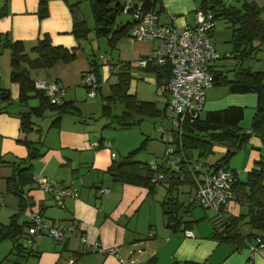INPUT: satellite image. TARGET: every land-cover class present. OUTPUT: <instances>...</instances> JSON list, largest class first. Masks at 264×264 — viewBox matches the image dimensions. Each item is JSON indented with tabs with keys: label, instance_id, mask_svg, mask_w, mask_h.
<instances>
[{
	"label": "crops",
	"instance_id": "obj_1",
	"mask_svg": "<svg viewBox=\"0 0 264 264\" xmlns=\"http://www.w3.org/2000/svg\"><path fill=\"white\" fill-rule=\"evenodd\" d=\"M43 1L47 15L40 18L41 0H0V12L3 14L0 17V34L7 35L11 41L22 43L24 53L29 59L36 57L31 49L45 36L53 46L75 48V59L72 62H58L50 69H40V73H36V78H32L30 74L31 71L36 70H31L29 71L30 78L34 82L38 80L56 82L64 89L63 98L65 99L69 93L72 94L74 91L75 95L77 89L82 87V76L92 70L90 65L92 59L97 62L101 78L102 76L109 77L111 74L100 60L92 55L93 51H87L82 42L76 41L72 35L74 20H85L81 9L82 0ZM201 1L199 2L201 3ZM245 2L254 3L261 8L260 18L264 21L262 16L264 2L262 0L261 3H257L255 0H240V8ZM200 3H197L196 0H161L163 10L158 16L159 21L164 24L173 23L178 27L193 25V14L200 8ZM225 6L231 7L226 4ZM170 16H174L173 22L170 20ZM213 36H215L214 30L210 34V42ZM229 42L232 43L231 38ZM129 43L130 59L120 62L118 65L132 64L140 57L151 56L157 48L156 41L133 42L129 39ZM212 45L216 49L219 44H215V46L212 43ZM232 54L234 52L228 56L231 57ZM10 62L11 51L4 49L0 54V89L5 92L7 97L0 98V197L5 203V208L6 203L9 204L10 209L7 210V213L11 215L6 220L0 221V228L8 225L10 218L18 212V200L6 191L5 180L17 167L23 168L30 164L33 183L24 188L27 207L19 215L18 224L24 226L27 223L26 213L34 211L55 223L75 222L80 233L75 238L62 243H55L47 237L37 238L31 246L26 247L25 232L28 229L27 226L23 227L22 237L18 239L6 238L1 242L0 264H4V259L12 254L18 258L22 257L23 260L20 264H120L114 256L100 252H86L85 246L79 242L80 236L85 237L89 244L98 243L102 248H117L123 258H133L137 264H146L150 261H153L154 264H264V250L250 253L247 248V245L253 240L250 242L245 240L240 247L239 239H227L226 226H224L226 219L240 216V212L244 208L243 204L240 205V200L236 195L220 217L221 219H216L212 214L211 216L206 215V219L203 221L198 220L194 216V210L190 211V207L187 205L184 217L177 219L176 225L171 228L169 224L171 225L172 222H166L161 216L160 206L162 207V204L153 198L150 200L151 190L140 184L119 180L114 176V172L108 171L119 164L116 162L115 155L114 160L111 157L114 154L113 143L110 149L93 150L90 148V143L94 140H91L88 145L82 141L83 144L80 145L78 142L81 140L78 141V137L74 133H69L70 142L63 141L62 134L59 133L57 137L59 152H48L39 160L22 163L28 154V148L24 143L29 142L34 145L35 137H39L36 133H39L41 128L35 121L33 130L28 133L23 132L20 127L18 115L22 111L21 105L17 101L19 88L17 84L10 81ZM216 64L217 60L211 64L213 72L221 73L228 80H232L235 72L239 71L237 68L223 71ZM131 68L132 81L136 78V82H138H135L136 84H133L132 88V81L130 82L128 93L140 102H150L155 106L162 102L165 105L167 96L164 92V84L159 87L155 73H145L135 66H131ZM119 69L120 67H116L113 72L117 73ZM260 73L262 72L260 71ZM113 83L115 81L111 84ZM212 88L207 91L208 93L206 92L204 110L201 115L207 112L221 111L228 107H241L245 104H252L255 107L256 102L258 103L257 96L253 94L249 98H240L242 94L228 92L223 95V93H216ZM100 89L101 84L98 91ZM241 108H243L244 118L245 107ZM256 110L257 106L252 119ZM78 118L80 119V117ZM252 119L250 118L251 122ZM78 120L73 122L76 127L81 124ZM249 126L243 131L250 132ZM238 127L240 128V122ZM44 128L49 129L48 125H45ZM167 132L169 133V130ZM160 135L163 137L164 133ZM252 137L256 136H250L251 139H254ZM52 146L50 145L47 151L52 150ZM258 150V157L252 162L260 159L261 147H258ZM252 162H248V165L245 166L248 172L253 168ZM228 169L236 174L237 181L240 183V172ZM43 178L53 185L72 191L64 198L63 207H58L52 197L40 189L38 181ZM164 183L167 184L166 191L170 199L163 207L168 206L172 210V206L168 203L170 200H173V203H179V199L173 197L178 195L179 186H172L170 181ZM156 186L153 190L154 194H157ZM100 190H107V192L100 194ZM189 192L187 193L188 197ZM3 194L11 195L14 199L8 200ZM181 204L183 205V203ZM163 213H165L164 209ZM188 213L189 215H187ZM20 218L23 219L22 222H20ZM187 231L192 233V237L184 235ZM235 232L239 236L253 233L256 236H261L264 241L262 233L252 230L242 233L239 227ZM16 244L22 246V254H19V251L15 249ZM71 261L73 262L71 263Z\"/></svg>",
	"mask_w": 264,
	"mask_h": 264
},
{
	"label": "trees",
	"instance_id": "obj_2",
	"mask_svg": "<svg viewBox=\"0 0 264 264\" xmlns=\"http://www.w3.org/2000/svg\"><path fill=\"white\" fill-rule=\"evenodd\" d=\"M91 13L93 16L94 30L97 38H107L109 44L113 45L119 39L128 37L131 22L115 27V18L119 13H122L123 4L121 0H87ZM135 2H142L146 10H151L157 16L162 12L161 0H134ZM203 11H211L217 18L227 19L232 28L231 41L234 52L240 59H249L256 52L264 46V21L260 18L261 8L254 3L245 2L242 7L236 9L234 7H226L224 3L219 0H202L200 8ZM115 12L112 19L111 16ZM3 14L0 12V17ZM47 15L45 2L41 0L39 7V17L44 18ZM88 28L85 20L75 19L73 22L72 35L78 42L87 40ZM4 49L11 51V72L10 81L18 85V103L25 105L30 98L38 100V106L30 108L28 112H21L18 115L20 120V127L23 132L28 133L33 130V117H42L46 110L55 112V118L51 122L50 127H59L61 116L72 111L71 103H63L58 105L50 104L48 97L34 87V80L29 76L31 70H47L52 68L56 63H70L75 59V48L67 49L62 46H53L48 37L39 40L31 49L35 53L34 59H29L24 53L23 44L20 42L11 41L7 35L0 34V54ZM96 61L92 59L90 62L92 72L95 74L99 84H101V75L98 71ZM25 65V66H24ZM145 73H155L159 81V87L165 86L167 83L170 70L166 67L157 65H149L146 68H139ZM131 64H123L116 73L115 83L110 85V95L106 98V103L102 106L103 116L111 118L110 124L115 121L119 127H130L138 123L134 119L135 116L142 118H152L158 115L155 104L150 102L137 101L133 95L128 93L129 85L132 80ZM214 86L223 85L231 94H248L254 93L258 98V107L251 122L250 132L247 133L238 127L239 122L243 119V108L228 107L221 111L207 112L201 115L193 123L186 124L183 129L181 137L182 151L185 158L189 161H195L207 165L211 168H225L223 167L228 161L229 157L241 149L248 141L251 135H258L264 142V83L263 75L260 72H251L248 69H242L234 74L232 80L226 79L221 73H214ZM99 89V88H98ZM5 95V92L0 89V98ZM63 100V99H62ZM119 101L124 106V111L121 117L112 118L108 103ZM62 102V101H61ZM28 148L27 157L22 163L32 160L40 156L37 149L32 143H24ZM215 146L230 147L224 156L214 164H207L203 162L207 155L212 152ZM133 154H129L121 163L110 168L109 172H114V176L122 181L131 182L143 185L149 190H153L156 184L151 183L153 173L149 170V165L140 162L129 161ZM21 163V164H22ZM129 163L133 165L131 171L122 169V165ZM228 169V168H226ZM178 174V173H177ZM182 180L180 181L178 175H171L167 180L172 186L187 185L190 183V174L182 168L180 173ZM179 174V175H180ZM33 183V173L31 165L28 164L23 168H16L11 176L6 178V191L13 195L18 200V212L10 218L8 225L0 228V243L6 238H20L23 236L24 228L27 223L19 225L17 219L21 213L26 210V198L24 196V188ZM162 183V182H161ZM160 183V184H161ZM240 200L247 208V213L235 218L226 219L224 223L227 239H239L241 242L239 246L244 244V241L253 240L255 234H248L246 236H239L235 231L238 228L240 219H246L247 224L253 232L264 234V159L256 162V165L248 172L247 179L244 183L236 182L234 186V197ZM176 203V202H175ZM173 200L169 201V205H175ZM170 212V213H171ZM218 219L217 217H215ZM221 219V218H219ZM176 225L169 224L173 228ZM26 236V232H25ZM15 240V242L17 241ZM262 239V238H261ZM243 243V244H242ZM27 247V246H26ZM15 249L22 254L23 248L20 244L15 245ZM146 264H154L150 261ZM178 264V263H174ZM192 264V263H184Z\"/></svg>",
	"mask_w": 264,
	"mask_h": 264
},
{
	"label": "built area",
	"instance_id": "obj_3",
	"mask_svg": "<svg viewBox=\"0 0 264 264\" xmlns=\"http://www.w3.org/2000/svg\"><path fill=\"white\" fill-rule=\"evenodd\" d=\"M224 3L225 0H219ZM122 13L129 16L131 26L128 38L134 42L156 41L157 48L153 55L140 57L131 66L146 68L149 65L168 67L170 76L164 86L167 100L164 112L167 114L173 139L167 143L165 153L160 164H150L149 170L153 173L152 184L167 181L171 175L180 174L182 168L190 174V188L188 206H200L211 211L220 218L228 205L234 199V186L237 182L236 174L226 168L214 169L199 162H189L182 151L181 137L186 124L197 120L204 110L206 92L214 87V72L211 64L220 58L215 47L210 42V34L215 27V15L211 11L197 9L194 12V24L178 27L164 24L151 10H146L143 3L134 0H121ZM174 20V16H170ZM100 62L111 74L116 67L109 56H100ZM82 87L87 91L88 98L97 95L100 84L92 71L82 76ZM37 91L43 92L52 105L61 103L64 89L56 82L38 80L34 82ZM249 133V131L247 132ZM110 141H92L90 148L99 150L110 149ZM114 160V154H112ZM178 173V174H177ZM180 174V175H179ZM40 189L49 194L58 207H63L64 198L72 191L49 183L46 179L38 181ZM107 190H100L105 193ZM3 204L0 203V207ZM27 229L25 236L26 246H31L35 239L47 237L55 243H62L75 238L79 227L75 222L55 223L45 219L39 212L28 211ZM186 237H192L191 232H185ZM79 242L89 253L100 252L114 256L120 264H137L133 258H123L117 248H102L98 243L89 244L85 237L80 236ZM250 253L264 250V241L255 237L247 245ZM73 261H71L72 263Z\"/></svg>",
	"mask_w": 264,
	"mask_h": 264
},
{
	"label": "rangeland",
	"instance_id": "obj_4",
	"mask_svg": "<svg viewBox=\"0 0 264 264\" xmlns=\"http://www.w3.org/2000/svg\"><path fill=\"white\" fill-rule=\"evenodd\" d=\"M199 1L200 0H196L197 3H200ZM255 1L257 3H261V0ZM262 1L264 2V0ZM82 2L83 3L81 9L83 17L88 28L90 29L87 40L82 42L84 48L89 52L92 50L94 53L92 55H94L97 60H99L100 56H109L112 59V64L115 65H118L120 62H124L127 61V59H130L129 57L131 55V48L129 38L123 37L113 45L109 44L107 38H97L94 30L93 16L91 13L90 5L86 0H82ZM224 3L227 6L240 8V0H225ZM262 16L264 18V14ZM130 21L131 19L129 16L123 13H119L115 18L114 26H122L129 23ZM231 29V24L227 19L220 17L215 20V36L211 37V42L214 43V45L219 44L218 47H216V51L219 54L220 58L219 60H217L216 65L218 66V68L221 67L223 71L225 69L232 70L233 68H237L239 70L248 69L251 72L261 71L264 83V46H262L260 50L249 59H240V57L237 56V53L234 52L233 44L229 42L231 38ZM232 52H234V54L229 57L228 55H230ZM102 68L103 66L101 67V72ZM36 73H40V70L31 71V77L36 78ZM136 80V78L134 79V81L131 80V88L134 87V85L138 82H136ZM114 81H116V73L114 72H112L109 77L102 76L101 89L97 91V96L93 99H89L87 97V91L82 87H79L77 89V93L75 95L73 91V93H69L65 99L63 98L64 100H62L60 104H63L64 102H70L72 104L71 108L73 110L71 112L68 111L61 116L59 127H50L51 122L55 118V112L51 110H46L42 117H33L32 122L35 121L39 125V128H41L39 133H36L39 135V137L36 136V142H33L34 148L37 149L40 156H38L37 158H33L32 160H28L27 162L30 163L34 160H39L40 158H43L48 152H59V140L57 139L58 134H62L63 141L70 142L69 133H74V135L78 137V141L81 140L80 142H78V144L80 145L83 144L81 143L82 141L84 142V144L88 145L91 140L98 141L99 139L107 140L113 143V152L116 156L117 163L123 160L129 154H133L132 159H130L129 161H132L134 163L140 162L147 165L155 163L160 164L162 162L166 147L168 146L167 143H171L173 139L171 128L167 119V114L164 112V103L160 102L156 104V109L157 111H159V113L152 118L140 119L138 116H135L134 119L138 121V123L133 126L122 128L119 127V125H117L115 121L110 124L109 120L112 119L103 116L102 106L104 103H106L107 96L110 95L109 87L110 84ZM212 90L218 94L223 93V95L229 92L228 89L223 85L214 86ZM251 94L256 95L254 93L242 94L240 95V98H249V96H252ZM37 106L38 100L32 97L27 101L25 105H21V111L28 112L30 108ZM107 106L110 109L109 115H111L112 118H119L122 116L124 106L121 102H110L107 104ZM242 106L245 107L244 112L246 115L240 122V128L242 130H246L244 128L250 125L248 128L251 129L250 118L252 119L254 109L256 106L258 107V103L256 102L255 107L252 104H245ZM78 117H80V119ZM74 120H78L81 123L77 126L78 128L73 125ZM45 125H48V130L44 128ZM73 130L74 132H72ZM168 130L169 133L167 132ZM161 133H164L163 137H161ZM255 136L256 137H252L254 139L249 138L245 145L242 146L241 149L237 150L235 154L229 157L228 161L223 166L225 168L234 169L238 173L240 172V183H244L246 181L248 171L246 170L245 166L248 165V162H252L253 159L258 157V147H261L260 153H262L258 161L264 159V142L258 135ZM50 145H53L51 148L52 150L47 151ZM229 148L230 147L227 146L213 147L212 152L207 155L203 162L207 164H214L218 162L224 156L226 151L229 150ZM258 161L252 162L253 167ZM50 167H53V165H50ZM121 167L124 171H131L133 165L125 163ZM164 182L156 186L158 189L157 194H154V189L151 190L150 200L153 198L160 202L162 204V207L160 206L162 211L161 216L166 222H172V224H174L176 223L177 219H180L182 216L184 217L185 212H187L185 206L188 205L189 198L187 196V193L190 191V188L186 185L179 186L178 195L173 196L179 199V203H175V205L173 206V211L171 213H163V205L170 199L166 191L167 184ZM4 196L7 197L8 200L14 199L13 196L8 194ZM0 200V203L3 204V206L0 207V221H4L11 215L7 213V210L10 209V206L6 203L5 208V203L1 197ZM181 203H183L184 207ZM189 207L190 211L194 210V216L198 220L201 219V221L206 219V215L211 216L213 214L211 211L204 210L197 205ZM246 213L247 208L246 206H244L242 212H240V216L245 215ZM187 215H189V213ZM22 220L23 219L20 218V222H22ZM238 227L240 228V231L242 233L251 231V228L247 224L246 219H240ZM22 260V257L18 258L14 254H12L8 256L7 259H4V264H20Z\"/></svg>",
	"mask_w": 264,
	"mask_h": 264
},
{
	"label": "water",
	"instance_id": "obj_5",
	"mask_svg": "<svg viewBox=\"0 0 264 264\" xmlns=\"http://www.w3.org/2000/svg\"><path fill=\"white\" fill-rule=\"evenodd\" d=\"M114 16H115V12L112 14L111 18L113 19V18H114ZM3 97H5V98H6V97H7V95L5 94ZM3 97H1V98H3ZM119 163H121V161H120ZM164 212H165V213H169V212H171V208H170V207H168V206H167V207H165V208H164Z\"/></svg>",
	"mask_w": 264,
	"mask_h": 264
}]
</instances>
